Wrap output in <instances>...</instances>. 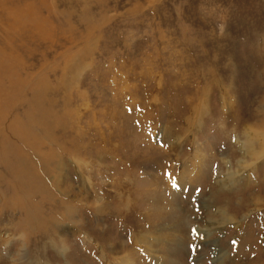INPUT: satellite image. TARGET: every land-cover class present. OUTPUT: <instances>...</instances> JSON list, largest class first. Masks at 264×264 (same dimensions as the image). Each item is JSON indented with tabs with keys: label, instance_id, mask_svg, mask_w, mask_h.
<instances>
[{
	"label": "rangeland",
	"instance_id": "374dc122",
	"mask_svg": "<svg viewBox=\"0 0 264 264\" xmlns=\"http://www.w3.org/2000/svg\"><path fill=\"white\" fill-rule=\"evenodd\" d=\"M263 140L264 0H0V264H264Z\"/></svg>",
	"mask_w": 264,
	"mask_h": 264
},
{
	"label": "bare ground",
	"instance_id": "6f19581e",
	"mask_svg": "<svg viewBox=\"0 0 264 264\" xmlns=\"http://www.w3.org/2000/svg\"><path fill=\"white\" fill-rule=\"evenodd\" d=\"M250 135H253V134L250 133ZM249 138H250V137H249ZM249 140H250V139H249ZM252 140H253V139H252ZM263 143H264V140H263ZM263 146H264V145H263ZM263 146H262V147H263Z\"/></svg>",
	"mask_w": 264,
	"mask_h": 264
},
{
	"label": "snow or ice",
	"instance_id": "6c2138e0",
	"mask_svg": "<svg viewBox=\"0 0 264 264\" xmlns=\"http://www.w3.org/2000/svg\"><path fill=\"white\" fill-rule=\"evenodd\" d=\"M173 186H174V187L177 186V185L175 184V182H173Z\"/></svg>",
	"mask_w": 264,
	"mask_h": 264
}]
</instances>
